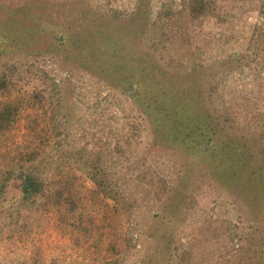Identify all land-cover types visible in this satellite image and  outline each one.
<instances>
[{
	"label": "rangeland",
	"instance_id": "rangeland-1",
	"mask_svg": "<svg viewBox=\"0 0 264 264\" xmlns=\"http://www.w3.org/2000/svg\"><path fill=\"white\" fill-rule=\"evenodd\" d=\"M163 1L144 0L143 15L138 16V0H0V34L7 48L0 63H16L17 83L39 92L36 105L23 112L13 133L8 138L1 135L0 167L11 157L3 143L23 144L22 134L27 132L28 141L38 142L39 156L49 157L45 182L68 179L79 198L68 222L65 213L47 206L27 203L13 210L20 184L11 179L0 194V264H180L177 255L190 244L187 264H232L241 245L253 256L251 264H264V252L255 253L264 247V200L224 188L194 155L170 144L167 137L155 140L142 106L116 84L106 83L99 64L84 54L86 48L78 47L91 41L104 48L107 43L102 41L111 36L130 67L143 53L157 69L188 79L185 71L198 61L212 62L209 68L214 71L230 68V63L220 62L222 55L235 51L244 55L245 46L232 39L227 42L220 33L236 17H262L257 12L259 0H239L244 5L235 8L229 4L224 8L220 1L224 13L187 20L189 31L182 44L161 48L155 46L153 27L146 28ZM25 8L31 9L32 18L24 14ZM207 56L211 60H204ZM179 76L172 80L181 85L186 81ZM208 76L196 75L195 95L206 88ZM238 77L236 72L232 80L240 85ZM4 95L0 93V99ZM198 97L209 104L203 92ZM221 120L216 125L223 138L234 133L250 138L256 132L252 122L242 120L236 128ZM97 155L112 177L123 182L124 206L96 191L82 169ZM157 178L166 181L161 198L152 192Z\"/></svg>",
	"mask_w": 264,
	"mask_h": 264
},
{
	"label": "trees",
	"instance_id": "trees-1",
	"mask_svg": "<svg viewBox=\"0 0 264 264\" xmlns=\"http://www.w3.org/2000/svg\"><path fill=\"white\" fill-rule=\"evenodd\" d=\"M143 1L137 2L135 12L138 16L143 15L140 14ZM220 1H223L224 8L226 4L232 8L237 4L244 5L239 0H165L161 2L155 18L146 29L149 31L153 27L150 31L154 36L156 33L155 46L157 44L163 48L169 46L170 49L179 46L189 31V27L186 26L187 20L193 22L207 16L221 15L224 11L219 5ZM175 2L179 4L174 6ZM257 10L262 19L248 20L236 17L235 21L226 25L220 33V38L224 37L227 42L232 39L239 45L244 44V55L236 51L222 53L224 57H221L220 62L231 64L230 68L223 71L210 69L212 62L198 61L185 71L189 75L188 79L175 72L169 74L167 70L157 69L156 63L151 62L143 53L135 56L137 64L130 67L124 52L120 54L116 47L117 39H112L111 36L102 41L107 43L104 48L94 46L91 41L89 44H78L81 51L86 48L84 53L86 56L90 55L99 64L98 68L106 83L116 84L133 102L142 106L141 110L149 115L153 124L155 140L167 137L171 141L170 144L186 150L188 154L205 163L207 174L213 181L224 188L240 189L245 196L254 201L264 200V104L260 105V102H264V0H259ZM225 11L229 9L226 8ZM24 14L29 18L33 16L31 9L25 8ZM1 36L0 34V54L7 50L3 47ZM148 36L152 37L150 34ZM218 44L221 49L223 42ZM219 47L217 46L216 50H219ZM173 54L174 52L170 51V64L174 61ZM204 60L211 59L207 56ZM0 64V93L5 94L0 99V138L1 135L8 138L14 127L23 119V112L28 110V107L36 105L39 92L35 91L33 86L27 89L17 83V70L14 68L16 63ZM243 64L249 68L248 71L243 69ZM234 67L236 69H233ZM236 72L240 85L233 81ZM197 74L199 78L201 75L209 76L206 88L198 90L195 95L194 81ZM175 76L186 82L177 84V81L172 80L177 79ZM213 78L217 79L211 82ZM200 92L204 93L209 104L198 97ZM244 115L245 119L241 118ZM221 118L236 128L240 126L242 120L252 122L256 132H253L252 136L249 134L250 138L235 133L233 136L223 138V135L218 133L216 125V120ZM27 126H30L31 130L36 127L28 123ZM27 134V132L22 134L25 137L23 144L10 145L6 142L1 146L5 153L11 154V157L4 163V167H0V194L5 191L11 179H16L20 184V193L13 210H19L27 203L30 207L47 206L65 213L64 221L68 222L69 216L74 214L78 207L77 193L68 179L60 177L45 182V175H48L50 169L49 157L47 154L39 156L38 142L31 139L28 141ZM82 155L85 158L86 154ZM1 158H4V155H1ZM100 158L101 156L97 155L96 159L86 161L82 169L94 182L96 191L112 199L113 204L124 206L123 182L112 177L109 166L100 163ZM152 178L150 175L147 182L151 184ZM159 180L160 178H157V184H152L155 187L152 192L156 198H161L166 185V181ZM51 183L54 184L53 187ZM190 247L191 244L187 249L181 247L182 252L177 255L180 264H187L186 258ZM263 252L262 246L255 249V253ZM235 253L237 258L232 264L253 262V256H248L242 245L236 248Z\"/></svg>",
	"mask_w": 264,
	"mask_h": 264
}]
</instances>
